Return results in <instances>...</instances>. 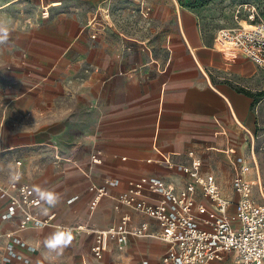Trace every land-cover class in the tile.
<instances>
[{
  "label": "crops",
  "instance_id": "0c3cea01",
  "mask_svg": "<svg viewBox=\"0 0 264 264\" xmlns=\"http://www.w3.org/2000/svg\"><path fill=\"white\" fill-rule=\"evenodd\" d=\"M151 1V12L120 9L114 21L101 9L95 28L52 15V4L28 21L9 18L0 6L9 27L8 41L0 44V185L9 183L11 164L22 183L60 197L55 207L43 202L38 211L55 213L56 225L20 230L19 217H1L10 201L0 191V264L12 232L37 247L28 254L31 264H162L167 244L153 237H131L124 250L107 238L102 258L91 250L96 230L125 214L133 224L161 230L132 207L115 208L129 181L157 176L184 186L187 175L164 161L187 163L190 150L226 195L236 198L238 155L256 162L261 177L253 129L254 109L260 116L264 106V68L222 45L195 11L176 0ZM93 154L102 162L93 163ZM248 176L257 181L256 167ZM108 177L118 184L92 210L90 186ZM74 195L79 199L68 203ZM78 225L85 228H75L72 243L45 259L40 244Z\"/></svg>",
  "mask_w": 264,
  "mask_h": 264
},
{
  "label": "built area",
  "instance_id": "2783aa9c",
  "mask_svg": "<svg viewBox=\"0 0 264 264\" xmlns=\"http://www.w3.org/2000/svg\"><path fill=\"white\" fill-rule=\"evenodd\" d=\"M239 25L219 29L216 39L228 49H234L251 58L264 68V20L257 21L254 12L249 13L242 24L240 8L236 10ZM94 37V35H93ZM189 162L177 163L166 160L171 168L179 167L187 175L188 181L177 188L157 176L144 180H131L126 190L115 197V208L132 207L140 213L157 220L160 231L150 228L149 223L133 224L129 215H123L119 222L107 229L96 230V238L91 250L102 258L107 238L116 241L118 249L124 250L131 237H153L164 241L167 249L162 256V264H264V200L255 194V185L263 194V187L256 162L254 165L242 155L236 157L238 171L233 178V191L236 198L226 195L221 184L212 171L204 169V160L194 150L187 152ZM95 164L102 159L92 155ZM18 166L22 161H16ZM256 167L257 181L249 178ZM21 173V171L18 169ZM117 180L105 178L101 184L90 186V208L94 210L103 197L111 195V187ZM10 201V207L1 215L3 219L19 217L20 230L31 226L43 227L56 225L55 213L42 217L38 211L43 202L39 200L34 189L21 181L0 185ZM160 198L152 200V195ZM79 199L74 195L68 199L73 203ZM71 229L72 233L85 226L62 227ZM0 232V238L2 237ZM37 247L29 244L15 232L9 234L5 264H31L28 254L36 252ZM25 251V252H22ZM139 264H148L142 261Z\"/></svg>",
  "mask_w": 264,
  "mask_h": 264
},
{
  "label": "rangeland",
  "instance_id": "374dc122",
  "mask_svg": "<svg viewBox=\"0 0 264 264\" xmlns=\"http://www.w3.org/2000/svg\"><path fill=\"white\" fill-rule=\"evenodd\" d=\"M176 1L180 6L195 11L206 28L215 33L221 28L235 27L240 24L235 17L238 8H240L239 16L244 25L246 24V17L252 12L255 13L257 21L264 20V0ZM44 4L53 5L51 8L52 15H71L77 25L84 27L92 22L93 28L99 26L97 23L101 9L104 11V18L109 21H114V17L120 15L121 11H117L120 9L130 10L135 14L142 13L144 10L151 12L153 9L151 0H0V6L5 7L4 10H6L9 18L21 16L24 21L35 20L41 14ZM148 8L150 9L148 10ZM94 24L95 26H93ZM87 31L90 32L89 27H87ZM91 39L93 40V36ZM1 103L2 99L0 98V106ZM254 110L255 113H258L257 107ZM257 113L253 131L256 136V153L260 164L264 194V106L260 110V116ZM255 194L260 201L264 200L260 189L255 188ZM40 248L45 252V259L53 260V251L47 249L44 243L40 244ZM60 261L55 259L54 263L58 264Z\"/></svg>",
  "mask_w": 264,
  "mask_h": 264
},
{
  "label": "clouds",
  "instance_id": "9594fccd",
  "mask_svg": "<svg viewBox=\"0 0 264 264\" xmlns=\"http://www.w3.org/2000/svg\"><path fill=\"white\" fill-rule=\"evenodd\" d=\"M9 38V27L6 21L0 20V44H4ZM9 181L12 183L19 182L22 178L21 173L18 170L13 169L12 165L9 164ZM37 197L40 201L44 202L50 207H55L59 202V195L51 190L42 189L36 187L34 189ZM44 214H47V209L44 210ZM73 241V234L71 229L57 230L52 232L44 241L47 249L57 252L59 254L63 249L69 246Z\"/></svg>",
  "mask_w": 264,
  "mask_h": 264
},
{
  "label": "bare ground",
  "instance_id": "6f19581e",
  "mask_svg": "<svg viewBox=\"0 0 264 264\" xmlns=\"http://www.w3.org/2000/svg\"><path fill=\"white\" fill-rule=\"evenodd\" d=\"M245 26H247V27L250 26V23L246 22Z\"/></svg>",
  "mask_w": 264,
  "mask_h": 264
}]
</instances>
